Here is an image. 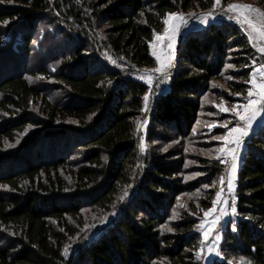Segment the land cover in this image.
<instances>
[{
  "label": "trees",
  "instance_id": "obj_1",
  "mask_svg": "<svg viewBox=\"0 0 264 264\" xmlns=\"http://www.w3.org/2000/svg\"><path fill=\"white\" fill-rule=\"evenodd\" d=\"M213 2H0V264H205L200 225L221 185H203L227 169L211 137L236 122L215 104L245 103L264 57L219 20L184 34L167 78L140 77L165 14L191 20ZM236 184L209 264H264V122Z\"/></svg>",
  "mask_w": 264,
  "mask_h": 264
},
{
  "label": "snow or ice",
  "instance_id": "obj_2",
  "mask_svg": "<svg viewBox=\"0 0 264 264\" xmlns=\"http://www.w3.org/2000/svg\"><path fill=\"white\" fill-rule=\"evenodd\" d=\"M0 2H3V0H0ZM221 4V0H214L213 7L219 6ZM257 13V16L259 17V22L261 27L258 28L257 24L254 23L253 19H251L246 13ZM228 13H239L237 16L229 15V19H236L240 23L247 24L249 27L252 28L253 32H259L260 38L264 39V30H261V28H264V12H260L259 9L252 7L248 4H240V3H230L227 5V11L225 14ZM213 13L211 11L201 14L199 19L200 23L207 24L209 17H212ZM242 17V19H241ZM10 21L4 22L7 24ZM178 22V23H177ZM163 24H164V33L163 35L155 34L156 41H162L165 36H168L169 39H174L175 35L179 31L180 25H187V20L185 19V16L182 13L172 12V13H166L163 18ZM171 33V35H169ZM254 37L252 34H249V39H253ZM169 48H172V44H168ZM259 51L261 53H264V47L259 48ZM153 55L156 56L157 60L160 61V66L156 68L154 71L162 73L165 78H167V72L165 69L170 66L172 57H167V63L161 60V57L157 54V52L154 50ZM115 63V61H112ZM255 63V61H254ZM234 66L232 64L226 65V68H233ZM257 73L262 77V79L258 82L257 81ZM141 79H144V77H140ZM228 79H233V77L229 76ZM148 83H152L151 77L148 78ZM246 83L250 84L251 87L247 89V97L246 102L243 105H233L231 107H225L224 102L222 100L221 103L215 104V107L219 109L220 112H232L234 113V116L236 118L235 124L232 126H229V124L225 123L221 125L225 129V132L222 135H213L211 137L212 140L215 141H223V143L215 149V152L218 154L216 156V159L220 160L221 163H228V160L226 157L228 155H231V163L230 168L231 171L227 178V188L228 191L231 192L233 190V179L235 176V172L237 169V152L236 148L242 147L244 138L249 135V132L252 130L253 124L258 121V118L260 120H264V65H261L259 69H253V71L250 73V79L246 81ZM236 95H239L237 93ZM148 95H145L144 101H145V107H147V101H148ZM205 102L207 103V97H205ZM210 116L214 115L213 113H208ZM216 122H212L208 124V128L212 129L216 127ZM195 132V129H193ZM232 145H235V148L232 147ZM8 147H11L12 145H7ZM141 151H144V146L141 144ZM163 151H167V148H164ZM201 152L205 155L211 156L212 150L211 149H202ZM196 175H199V173H196ZM217 183L220 185L225 184V177L221 176L217 181H213L211 184H204V188L213 187L215 188L217 186ZM199 191V190H197ZM223 192V187L220 188V190L215 192V199L212 201L213 207L216 206L218 202L222 204H226L227 201H223L221 196ZM213 209H208L204 213L205 216H208L210 212H212ZM231 212L232 214L236 213V207H235V197H233L232 205H231ZM227 209L221 208L220 209V215L214 216L213 219L208 223L205 224L204 221L201 222L200 230L202 231L203 237L205 240L209 238L210 233H213L214 240L218 241L220 239L219 236V228L214 227L217 225L220 221V219L223 217V215H227ZM175 218V217H173ZM166 230L169 232L174 231L171 227H166ZM233 230H236V225L233 222ZM7 231V229H5ZM209 252H215L216 255H219V250L215 247L213 244L212 246L208 247L207 249ZM201 251H203V248L197 252V255L200 256ZM65 255H67V249H65ZM241 260H244V257L240 258ZM250 264V262H249Z\"/></svg>",
  "mask_w": 264,
  "mask_h": 264
},
{
  "label": "rangeland",
  "instance_id": "obj_3",
  "mask_svg": "<svg viewBox=\"0 0 264 264\" xmlns=\"http://www.w3.org/2000/svg\"><path fill=\"white\" fill-rule=\"evenodd\" d=\"M232 3L248 4V5H251L254 8L259 9L260 12H264V0H234V2H232ZM226 11H227V7H224L222 5V3L219 6H216L213 10H211V12L213 13V16L209 17L207 24H209L211 22H214V21L225 20V21H228V22H231V23H237V24L241 25L243 31L247 34L248 37H249L250 33L252 34V36L254 38L251 39L250 42L254 44L255 48L258 51V53L261 54L262 57H264V53H261L259 51V48L264 47V39L260 38L259 32H253L251 27H249L247 24L238 22L235 18L234 19H229L228 18L229 15L237 16V15H239V13H228V14H225ZM205 13H207V12H205ZM201 14H204V13H200L198 15L196 14L197 17H195V18H193L191 20H188V17L185 16V19L187 20V25L186 26L185 25H180L179 31L175 35L174 39L170 40L168 36H165L162 41H156V38H155L154 41L151 43V51H152V53L155 50L157 52V54L161 57L162 61L167 63V57H169V56L172 57L170 66H168L165 69L167 74H169L171 72V70L176 67L178 46H179L181 40L183 39L184 34L189 29L201 28V27L207 25V24L200 23L199 17H200ZM246 15H248L251 19H253L254 23L257 24L258 28L261 27L260 22H259V17L257 16V13H254V12L253 13H246ZM241 19H242V17H241ZM261 30H264V28H261ZM163 33L159 34V35H163ZM169 35H171V33H169ZM169 43L172 44V48L168 47ZM35 45H37V43H35ZM155 58H156V56H155ZM156 61H157V66L155 67V69L160 66V61H158L157 58H156ZM261 65H264V60L255 69H259ZM155 69H149V70H143L142 71L143 74H144L143 75L144 80L147 83H148V78L151 77V79H152V83L150 84L151 87H153L156 84V82L158 81L159 78L164 77V75L162 73L155 72L154 71ZM261 79H262V77H260V75L257 73V81L259 82ZM158 84H160V83L158 82ZM243 104H241V105H243ZM225 107H227V106H225ZM263 122H264V120H260L258 118V121L253 124L252 130L249 132V135L244 138L242 147L236 148V152H237V169H236L235 176H234V179H233V190L231 192H229L228 188H227V178H228V175H229V173L231 171V168H230L231 155H228L226 157V159L228 160V163H227L226 172L224 174L225 184L221 185V187H223V192H222L221 198H222L223 201H227V203L226 204H222V203L218 202L215 207L211 208V209H213V211L210 212L209 215L205 217L204 222L207 225L208 223H210V221L213 219L214 216L220 215V209L221 208L227 209V213L228 214L227 215H223V217L220 219L219 223L214 226L216 228H219L220 239L218 241L214 240V238H213L214 234L213 233H210L209 238L207 240H205L204 237H203V246H202L203 251H202V255H203V261H204L205 264H209L212 261V259H214L215 257L220 255V254L216 255L215 252H209L207 249H208V247H210V246H212L214 244L215 247L219 250L220 242H221L222 236H223V233H222L223 228L226 225L230 215L232 214L231 205H232L233 197H235V199H236L237 174H238V170H239V168H240V166L242 164V157H243V154H244L245 149H246V143H247L246 139L249 136H251L254 132H256V130L263 124ZM147 125H148V120H146L145 122L141 123L140 127H141V130L143 132H145ZM146 145H147L146 142L143 143L144 147H146ZM232 147L235 148V145H232ZM201 150H202V148H199L197 146L196 147H194V146L190 147V152L192 154H194V155H205V154H203L201 152ZM202 236H203V234H202ZM219 253H220V251H219Z\"/></svg>",
  "mask_w": 264,
  "mask_h": 264
},
{
  "label": "crops",
  "instance_id": "obj_4",
  "mask_svg": "<svg viewBox=\"0 0 264 264\" xmlns=\"http://www.w3.org/2000/svg\"><path fill=\"white\" fill-rule=\"evenodd\" d=\"M249 137H250V136H249ZM249 137H248V138H249ZM248 138H247V139H248ZM247 139H246V140H247Z\"/></svg>",
  "mask_w": 264,
  "mask_h": 264
},
{
  "label": "water",
  "instance_id": "obj_5",
  "mask_svg": "<svg viewBox=\"0 0 264 264\" xmlns=\"http://www.w3.org/2000/svg\"><path fill=\"white\" fill-rule=\"evenodd\" d=\"M178 48H179V46H178Z\"/></svg>",
  "mask_w": 264,
  "mask_h": 264
}]
</instances>
